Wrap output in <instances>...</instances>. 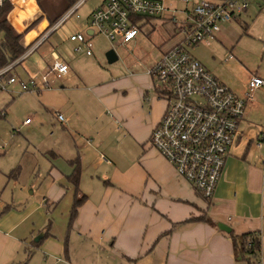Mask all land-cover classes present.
Segmentation results:
<instances>
[{
	"label": "crops",
	"instance_id": "crops-1",
	"mask_svg": "<svg viewBox=\"0 0 264 264\" xmlns=\"http://www.w3.org/2000/svg\"><path fill=\"white\" fill-rule=\"evenodd\" d=\"M61 2L58 10L52 8V0L8 2L7 21L22 34L20 42L26 50L70 7L67 0ZM165 4L181 6L178 0H165ZM253 4L261 9L264 2ZM90 12L70 35L83 31L81 27L91 32ZM240 17L224 23L220 31ZM70 42L75 52V43ZM41 52L47 67L55 51L47 47ZM57 55L69 71L56 84L63 88L73 81L71 88L78 94L69 107L70 117L62 123H68L73 140L65 156L54 151L46 154L45 165L37 163L26 184L13 172L17 167L10 172L12 177L0 190V264H21L32 249L43 255L44 262L52 259L56 264H249L235 259L228 232L218 223L235 234L259 232L260 264H264V144L256 143L252 149L253 137L241 128L246 123L264 129V86L255 91L214 193L205 199L150 143L166 102L156 97L146 69L133 63L134 69L86 88L71 67V60L85 57L74 56L69 62ZM251 73L242 83L232 82L234 87L230 79L215 76L243 93ZM58 85L39 92L52 91ZM76 158L81 173L74 186L68 176L73 171L70 161ZM6 189L10 194L2 198ZM82 196L70 222L73 201ZM201 215L214 225L202 220L187 222Z\"/></svg>",
	"mask_w": 264,
	"mask_h": 264
},
{
	"label": "built area",
	"instance_id": "built-area-1",
	"mask_svg": "<svg viewBox=\"0 0 264 264\" xmlns=\"http://www.w3.org/2000/svg\"><path fill=\"white\" fill-rule=\"evenodd\" d=\"M10 0H0V9ZM85 0H77L51 25L26 52L0 68V91L17 81L12 69L36 49L61 22L76 14ZM181 6H167L165 0H104L90 12L91 32L77 31L69 36L76 53L93 54L88 35L102 34L112 45L127 46L136 41L142 20L153 17L169 21L178 40L158 51L146 68L155 95L166 102L165 110L150 134L151 145L205 199L212 197L225 165L229 149L239 133L240 122L253 102L264 79L251 73L243 93L221 82L187 47L216 38L224 23L246 12L253 3L264 0H178ZM78 17V14H76ZM48 69L38 78L19 80L24 91L50 89L69 71L68 64L55 52ZM231 58V55H229ZM56 119H67L54 110ZM4 115V111H0ZM25 123L30 122L25 119ZM264 144V130L256 138ZM107 160V159H106ZM108 161V160H107ZM264 172V159L262 161Z\"/></svg>",
	"mask_w": 264,
	"mask_h": 264
},
{
	"label": "rangeland",
	"instance_id": "rangeland-1",
	"mask_svg": "<svg viewBox=\"0 0 264 264\" xmlns=\"http://www.w3.org/2000/svg\"><path fill=\"white\" fill-rule=\"evenodd\" d=\"M61 1L52 0V8L58 10ZM98 5L99 0H85L76 12L80 18L77 19L74 14L61 22L46 38L41 48L12 69L11 74L17 81L8 86L10 91H0V111L5 112L4 116L0 115V190L12 177L10 172L14 168L17 167V175L22 183L26 184L25 181L28 182L32 177L38 164L45 165L46 154L54 151L60 156H65L70 150L69 145L73 138L67 129L68 123L63 125L59 122L54 110H58L66 118L70 117L69 107L78 98V94L71 88L73 81L64 83L63 88L56 84L58 86L52 91H24L20 88L19 80L38 78L39 71L42 73L48 69L41 56L42 50L52 47V50L69 62L74 56L85 57L86 59L71 60V67L75 77L82 79V85L88 88L90 84L109 80L127 68L134 69L133 63L146 69L153 63L161 48H166L179 38L171 22L164 23L162 19L149 17L140 23V33L135 46L129 44L115 47L117 60L112 63L106 58V52L112 45L99 33L88 35L93 43L91 56L73 52L69 41L72 28L77 26L79 21L83 22L82 18ZM81 29L85 32V29ZM1 36L0 33V38ZM187 50L214 75L226 81L230 79L231 84L244 82L251 72H257L264 77V5L260 9L252 4L247 12L241 14L239 20L226 24L224 30L217 33L216 39H208L196 46L187 47ZM231 86L234 87V84ZM87 92L92 94L91 91ZM94 101L92 102L96 110L100 111L99 105ZM27 118L30 123L25 124ZM241 128L246 135L253 137V149L257 143L255 138L264 129L259 125L247 126L246 123H242ZM9 194L6 189L2 198L8 197ZM32 251V256L25 258L23 263L56 264L52 259L44 262L42 254L36 249Z\"/></svg>",
	"mask_w": 264,
	"mask_h": 264
},
{
	"label": "trees",
	"instance_id": "trees-1",
	"mask_svg": "<svg viewBox=\"0 0 264 264\" xmlns=\"http://www.w3.org/2000/svg\"><path fill=\"white\" fill-rule=\"evenodd\" d=\"M67 1L71 6L77 0ZM9 9L10 4L8 2L0 9V33L2 35L0 38V68L18 58L26 50V48H24L20 42L22 34L17 33L7 21L6 14ZM147 19L148 18H146V20ZM70 163L73 165V171L68 176V178L74 186H77L81 173L80 162L79 159L76 158L71 160ZM13 172H16L15 175L18 173L17 169H15ZM84 197L85 196L80 198L75 197L70 211V222H72L75 218L77 208L84 200ZM198 220H202L214 225L211 219L204 215L191 217L187 220V222ZM228 235L232 242L233 256L235 259H244L249 264H260L261 237L259 232L248 231L241 234H235L232 231H229ZM31 254L32 250H29L27 259ZM23 264H26V262Z\"/></svg>",
	"mask_w": 264,
	"mask_h": 264
},
{
	"label": "water",
	"instance_id": "water-1",
	"mask_svg": "<svg viewBox=\"0 0 264 264\" xmlns=\"http://www.w3.org/2000/svg\"><path fill=\"white\" fill-rule=\"evenodd\" d=\"M106 58H107V61L109 63H112L114 61L117 60V54L115 52V50L113 48L109 49L107 52H106ZM218 227L221 229V230H224L226 232H229L230 231V228L228 226H226L225 224H222V223H218Z\"/></svg>",
	"mask_w": 264,
	"mask_h": 264
}]
</instances>
